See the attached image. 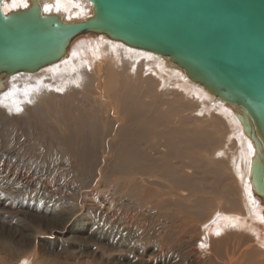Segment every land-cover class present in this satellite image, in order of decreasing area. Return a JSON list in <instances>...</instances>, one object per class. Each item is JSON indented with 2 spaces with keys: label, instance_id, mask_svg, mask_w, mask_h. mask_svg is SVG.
Masks as SVG:
<instances>
[{
  "label": "bare ground",
  "instance_id": "bare-ground-1",
  "mask_svg": "<svg viewBox=\"0 0 264 264\" xmlns=\"http://www.w3.org/2000/svg\"><path fill=\"white\" fill-rule=\"evenodd\" d=\"M36 1L67 23L93 17L89 0ZM30 5L3 0L2 13ZM236 113L165 57L104 36L0 77V264H111L153 216L167 241L189 233L206 264H259L258 149ZM36 218L72 236L40 243Z\"/></svg>",
  "mask_w": 264,
  "mask_h": 264
},
{
  "label": "water",
  "instance_id": "water-1",
  "mask_svg": "<svg viewBox=\"0 0 264 264\" xmlns=\"http://www.w3.org/2000/svg\"><path fill=\"white\" fill-rule=\"evenodd\" d=\"M2 1L3 79L39 71L78 41L104 36L165 57L232 107L258 149L250 181L264 221V0H89L93 17L71 23L43 14L36 0L5 16Z\"/></svg>",
  "mask_w": 264,
  "mask_h": 264
},
{
  "label": "rangeland",
  "instance_id": "rangeland-1",
  "mask_svg": "<svg viewBox=\"0 0 264 264\" xmlns=\"http://www.w3.org/2000/svg\"><path fill=\"white\" fill-rule=\"evenodd\" d=\"M13 203L14 201L10 204ZM6 207L12 208L9 204ZM154 217L155 216L151 217L148 222L150 231L147 232L143 230L137 237L138 241L135 250L130 253L128 248L124 249V255H131V257L120 258L111 264H206L204 261L206 253H204V250L203 252L198 250L197 245L190 241L189 233L184 234L176 229L169 228L168 232H173L175 239H169L167 241L165 237L167 233L162 232L161 229L165 221ZM2 219L10 221L9 218L2 217ZM44 221L43 218L35 219V223H44ZM5 226H7V224L0 223V229L4 227V234H7L8 228H5ZM64 227L65 223L63 221L50 222L48 224L44 223L42 226L44 235L39 238L38 241L48 244L56 240L62 244V240L65 241L66 237L72 236L70 233L61 231ZM198 246L203 249V244L199 243ZM73 251L76 253L77 249L74 248ZM254 259L258 261L259 264H264L261 263L264 262V260L259 255L255 256ZM73 260V257L70 258V261Z\"/></svg>",
  "mask_w": 264,
  "mask_h": 264
}]
</instances>
